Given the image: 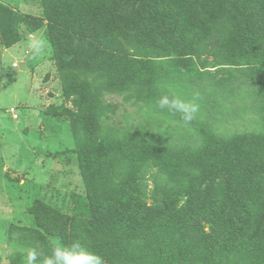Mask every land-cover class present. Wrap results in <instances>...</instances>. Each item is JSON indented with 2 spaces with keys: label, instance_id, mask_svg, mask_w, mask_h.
Listing matches in <instances>:
<instances>
[{
  "label": "trees",
  "instance_id": "16d2710c",
  "mask_svg": "<svg viewBox=\"0 0 264 264\" xmlns=\"http://www.w3.org/2000/svg\"><path fill=\"white\" fill-rule=\"evenodd\" d=\"M40 4L42 16L0 2V42L9 48L39 31L50 42L61 91L48 92L43 112L69 119L89 214L34 199L33 225L7 227L9 264H24L32 247L49 255L57 241H79L104 264H264V0ZM241 83L261 126L219 133L214 97L229 88L233 98ZM196 92L204 99L188 127L156 107L163 94ZM107 94L161 115L147 119L157 131L109 123Z\"/></svg>",
  "mask_w": 264,
  "mask_h": 264
},
{
  "label": "rangeland",
  "instance_id": "374dc122",
  "mask_svg": "<svg viewBox=\"0 0 264 264\" xmlns=\"http://www.w3.org/2000/svg\"><path fill=\"white\" fill-rule=\"evenodd\" d=\"M0 2L20 12L38 16L43 13L40 0ZM36 34L45 37L42 31ZM206 57L212 59L210 55ZM195 63V67L202 70L201 63ZM215 71L210 68L209 72ZM240 72L243 73L242 70ZM46 73L50 76L44 79ZM55 73L50 55L34 58L26 37L9 48L0 42V264H9L12 252L6 241L9 224L33 225L27 208L34 199H40L65 213L89 214L86 183L80 172L77 155L72 152L76 143L69 119L67 116L53 117L43 112L44 105L52 101L50 96H46L48 92H54L58 97L61 91ZM208 81L201 80L203 83ZM229 90L218 91L222 94L214 97L220 102L221 112L224 113V121L217 123V131L230 135L258 130L261 126L258 113L249 109L254 101L252 93H248L249 87L241 83L234 90L233 98L229 97ZM179 95L184 97L183 94ZM104 100L107 104L115 105L116 111L109 114L111 118L108 122L120 130L130 126H134L132 130H135L143 126L151 133L157 131L156 125L148 127L151 125L147 119L150 122L161 121L162 116L148 106L141 102L125 101L122 96L115 94L105 95ZM64 104L71 107L70 101H64ZM11 108L17 115L15 119L9 112ZM171 126L172 122L164 123L161 129L168 130Z\"/></svg>",
  "mask_w": 264,
  "mask_h": 264
},
{
  "label": "clouds",
  "instance_id": "9594fccd",
  "mask_svg": "<svg viewBox=\"0 0 264 264\" xmlns=\"http://www.w3.org/2000/svg\"><path fill=\"white\" fill-rule=\"evenodd\" d=\"M26 40L34 58L52 54L50 42L42 35L29 33ZM202 100L203 96L199 92L194 93L190 99L163 94L156 100V107L173 115L179 114L182 126L188 127L198 119ZM24 264H104V260L99 254L83 247L79 241L68 245L57 241L49 255L43 254L36 247L29 248Z\"/></svg>",
  "mask_w": 264,
  "mask_h": 264
},
{
  "label": "built area",
  "instance_id": "2783aa9c",
  "mask_svg": "<svg viewBox=\"0 0 264 264\" xmlns=\"http://www.w3.org/2000/svg\"><path fill=\"white\" fill-rule=\"evenodd\" d=\"M14 65H15V64H14ZM9 112H11V115H12L13 119L17 118V115L15 114L13 108H11V109L9 110Z\"/></svg>",
  "mask_w": 264,
  "mask_h": 264
}]
</instances>
